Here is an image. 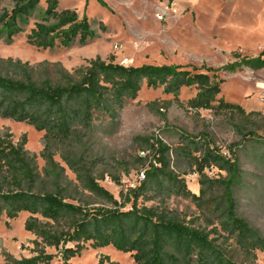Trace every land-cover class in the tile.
<instances>
[{"label":"trees","instance_id":"trees-1","mask_svg":"<svg viewBox=\"0 0 264 264\" xmlns=\"http://www.w3.org/2000/svg\"><path fill=\"white\" fill-rule=\"evenodd\" d=\"M40 2L13 0L10 10L2 9L0 40L9 43L23 33V26L38 11ZM97 2L106 7L103 0ZM58 3L59 0H44L45 9L26 35L28 46L37 50L69 48L75 42L85 46L94 39L86 15L79 19L75 11H59ZM232 57L234 62L219 68L121 66L113 58L95 57L70 71L58 62L31 65L0 58V118L43 133L39 156L44 163L40 173L36 156L24 150V138L14 144L10 134L0 135V219L4 216L15 220L21 213L28 214L23 229L34 237L33 256L15 259L4 254L3 264H53L54 260V264H72L71 259L88 249L107 247L128 254L133 264H255L257 253L264 254V237L237 215L232 190L241 171L231 149L226 158L218 148L182 134L185 146L176 149L175 154L188 161L202 178L198 181L199 194L195 195L171 169L170 147L157 138L151 142L137 137L135 140L144 147L141 151H151L156 165L149 163L145 180L129 189L121 203L100 186L104 175H97L95 162L84 151V139L95 131L97 116L107 119V127L115 128L120 111L136 99L142 86L161 89L163 95L175 100L182 89L194 88L196 94L187 102L190 109L195 113L224 110L243 116L246 121L241 137L255 139L254 133L248 131V118L259 117L264 128V117L246 114L239 105L217 100L224 82L217 74L243 68L262 70L264 48L256 57L234 53ZM56 155L74 175V182L66 178ZM144 161L146 158L140 156L135 160L141 166ZM210 167L227 177L207 179L204 170ZM111 181L120 184L119 177H111ZM204 185L207 186L203 188ZM214 187L221 190L216 203L208 194ZM172 196L189 200L201 213L218 214L216 226L207 231L184 221L165 206ZM139 202L158 205L146 207ZM46 249L56 254H48ZM104 263L117 264L108 257H102L97 264Z\"/></svg>","mask_w":264,"mask_h":264},{"label":"rangeland","instance_id":"rangeland-1","mask_svg":"<svg viewBox=\"0 0 264 264\" xmlns=\"http://www.w3.org/2000/svg\"><path fill=\"white\" fill-rule=\"evenodd\" d=\"M127 0L106 7L97 1L88 7L86 16L89 19L91 30L95 37L85 46L77 42L69 48L56 47L54 49L37 50L26 44V35L39 20L41 11L45 9L44 0H41L38 11L35 12L23 26L24 31L7 43L0 40V58L18 59L36 65L39 62H58L67 70L84 65L85 60L100 57L102 60L113 58L131 59L130 66L141 65H182L210 68H219L227 63L234 62L232 54L251 58L258 54L247 53L236 49L225 53L212 50L211 46L220 31L215 28L214 17H236L241 7H226L223 5H209V0H199L192 8H187L184 0L180 6V14L169 22H158L154 18L160 3L163 0ZM174 1L170 0L169 2ZM220 3L222 0H213ZM117 2V1H116ZM178 6L179 3L175 1ZM62 4L68 6V0ZM13 0H0L2 9L10 10ZM80 11V8H79ZM99 16L107 21H98ZM214 41V42H213ZM264 38L257 36L243 41L248 49L255 51ZM136 43L137 46H134ZM118 44L121 49L114 50ZM224 82L217 100L224 103L239 105L246 114L254 113L264 117V107L259 103L261 93L259 87L264 85V68L259 71H250L243 68L235 73L217 74ZM196 94L194 88L182 89L177 100L172 96L162 94L161 89H146L142 86L137 97L127 102L119 113L118 124L115 128L107 127V119L97 116L95 131L86 136L85 149L87 155L95 162L97 175H104L99 181L100 186L107 190L116 201L121 203L122 196L128 191L127 187L134 183L138 170L148 166L154 160L152 152L145 150L144 158L147 162L137 164L141 146L135 138H155L170 147L169 159L171 169L184 179L186 188L195 195L199 194L202 178L190 168L188 161L175 154L176 149L183 148L181 137L186 134L191 139L205 141L212 147L218 148L226 157L229 150L234 151L235 159L241 171L240 178L233 187V198L236 203L237 215L264 237V128L259 117H249L248 131L254 133V138L241 137L243 134V116L228 111L213 112L201 110L195 113L187 106V102ZM215 106L217 103L214 104ZM254 124V125H253ZM239 128V133L236 129ZM246 131H244L245 133ZM10 134L14 144H19L24 138V150L36 156V163L40 173L44 166L40 158L43 148V133L36 132L31 126L15 123L0 118V135ZM201 134L206 138L202 139ZM260 139V141H256ZM196 157L199 153H194ZM55 160L65 169L66 178L74 182V175L60 160ZM143 167V168H142ZM146 169V167L144 168ZM128 170V174L125 171ZM207 170V171H206ZM196 174V178H193ZM207 179H224L227 175L215 168L204 170ZM111 177H119L120 184L115 185ZM207 185H204L205 188ZM210 199L220 200L221 190L218 187L208 190ZM146 207H155L157 202L142 203ZM139 202V205H142ZM97 206V205H94ZM165 206L175 211L184 221L193 222L194 226L209 231L216 226L218 214L201 213L189 200L172 196L167 199ZM129 205L127 206V208ZM29 217L21 213L15 220H8L4 216L0 219V264H3V255L9 254L15 259L33 256L31 241L34 237L23 229L25 220ZM213 236V235H212ZM48 254H56L53 249H46ZM102 257H108L117 264H133L128 254L116 252L111 247L100 250H86L80 257L70 260L72 264H97ZM56 260L53 261V264ZM107 264V263H104ZM255 264H264V254L257 253Z\"/></svg>","mask_w":264,"mask_h":264},{"label":"crops","instance_id":"crops-1","mask_svg":"<svg viewBox=\"0 0 264 264\" xmlns=\"http://www.w3.org/2000/svg\"><path fill=\"white\" fill-rule=\"evenodd\" d=\"M63 0H59L58 9L72 10L75 11L80 18L87 12L89 6H91L97 0H68V6L62 4ZM67 1V0H66ZM117 1V2H116ZM122 1L127 0H103L106 5L118 4ZM133 1V0H130ZM144 5V0H139ZM170 0H163L161 4ZM179 3V14L182 0H174ZM154 2H156L154 0ZM209 5H223L226 7H241L238 9L241 12L240 16L236 17H225L217 16L214 17L215 28L220 32L217 33V38L212 44V50L220 52L231 53L236 49L244 50L247 53L258 54L264 48V41H261L255 51L248 49V46L243 43H247L248 39L257 36V38H264V0H222L220 3H215L213 0L207 2ZM80 8V11H79ZM178 14V15H179ZM87 17V16H86ZM88 19V18H87ZM89 21V19H88ZM98 21H107V18L99 16ZM90 23V22H89ZM90 43V42H89ZM256 57V56H253Z\"/></svg>","mask_w":264,"mask_h":264},{"label":"built area","instance_id":"built-area-1","mask_svg":"<svg viewBox=\"0 0 264 264\" xmlns=\"http://www.w3.org/2000/svg\"><path fill=\"white\" fill-rule=\"evenodd\" d=\"M198 1L199 0H184L187 8H192ZM178 14H179L178 4L175 1H171V2L168 1V2L161 4L160 7H158L157 12L154 15V18L158 22L166 23V22L171 21L172 19H175L178 16ZM134 46H137L136 43H134ZM120 49H121L120 45L118 44L114 45V50L118 51ZM131 62H132L131 59L123 58V59H120L117 63L121 66H130ZM259 90L261 91V93L259 95L258 101L264 107V85H261L259 87ZM142 152L144 151H141V153L139 154L140 157L144 156V153ZM222 155L226 157V155H224L223 153ZM155 162L156 161L154 159L149 163H151L152 165H156ZM149 163H148V166H144V168L146 167V169L143 168L136 173L135 181L134 183H131L127 187L128 190L134 189L138 184H140L141 182L145 180V174H146V170L149 168ZM210 169H212V167H210ZM196 176H197L196 174H193V178H196Z\"/></svg>","mask_w":264,"mask_h":264}]
</instances>
